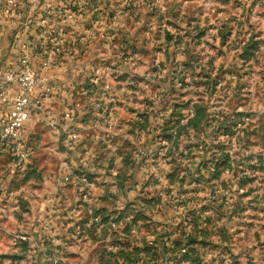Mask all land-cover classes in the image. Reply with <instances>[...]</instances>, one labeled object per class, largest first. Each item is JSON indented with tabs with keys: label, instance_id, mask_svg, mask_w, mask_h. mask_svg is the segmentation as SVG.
I'll return each mask as SVG.
<instances>
[{
	"label": "rangeland",
	"instance_id": "374dc122",
	"mask_svg": "<svg viewBox=\"0 0 264 264\" xmlns=\"http://www.w3.org/2000/svg\"><path fill=\"white\" fill-rule=\"evenodd\" d=\"M88 14L100 36L81 35L76 56L111 69L115 98L86 86L85 133L108 138L63 167L48 130L35 147L31 133L26 183L90 206L74 229L92 264H264V0H107ZM23 201L27 225L40 203Z\"/></svg>",
	"mask_w": 264,
	"mask_h": 264
},
{
	"label": "built area",
	"instance_id": "2783aa9c",
	"mask_svg": "<svg viewBox=\"0 0 264 264\" xmlns=\"http://www.w3.org/2000/svg\"><path fill=\"white\" fill-rule=\"evenodd\" d=\"M87 1L59 0L54 6H45L43 0H0V36L9 32L10 48L15 51L0 78V107H9L0 117V152L9 157L17 172H23L32 157L28 126L45 112L53 116L47 110L53 100L67 110L68 143L74 144L79 138L74 125L86 111L85 106L79 102L68 105L66 101L73 96L57 83L56 77L63 60L78 62L75 45L85 38L81 35L100 36L95 24H91L90 31L83 30L88 8H94ZM78 65L82 67L80 74L90 75L85 76L90 86L112 76L111 69L100 70L93 64ZM13 89L16 95L10 97ZM99 95L108 100L115 98L109 84H105ZM58 122L59 117L49 118V127L55 130ZM61 180L67 184L71 175L66 174Z\"/></svg>",
	"mask_w": 264,
	"mask_h": 264
},
{
	"label": "crops",
	"instance_id": "0c3cea01",
	"mask_svg": "<svg viewBox=\"0 0 264 264\" xmlns=\"http://www.w3.org/2000/svg\"><path fill=\"white\" fill-rule=\"evenodd\" d=\"M58 2L59 0H43V5L54 6ZM88 2L94 5V8H88V12H92L91 15H95L94 17L102 13L104 5L107 4V0H88L87 3ZM88 16V19L92 18V16ZM10 40L11 35L9 32H4L0 36V78L8 66L6 63L15 55V51L10 48ZM84 63H81L79 60L75 63L66 59L63 60L62 64H60V70L57 71V83L61 85L64 90L67 88V91L69 93L71 92L70 94L73 96L72 99L66 101L68 105H71L73 102H79L81 106H84L83 103L86 98L85 89L89 84L85 76L80 74L82 67L78 65H84ZM118 66L120 65L116 64V68L119 70L120 68ZM112 67L115 68V65ZM99 84H113V80L104 78L100 80ZM15 95V89L9 92L10 97H14ZM77 99L79 100L76 101ZM8 109L9 107H0V117L8 111ZM47 110L50 115L52 114L53 116H49L48 112H45L38 119L32 120L28 126V133L29 136H32L31 133L36 134L33 143V147H35L36 140L39 137L38 131L45 127L53 139L49 148L51 150H61L57 154L59 155L60 164L61 166L63 164V167L67 164L66 161H68L70 165H78L82 160L80 154L81 149L88 147L90 144L99 142V138L103 142L106 141L105 138H108L107 130L99 125H97V129L92 130L90 134L85 133L88 130L86 126V124H88L87 121L89 122L85 111L79 115L80 119L75 120L74 128L78 131L79 139L74 144H69L66 137V127L69 126L68 123L70 121L65 117L67 110L64 105L57 100H53L48 104ZM112 110H115L114 106ZM53 117H59V122L55 130H52L48 124L49 118ZM92 134H95V137ZM95 140L97 141L95 142ZM4 158H6L5 154L0 152V260L4 262L12 260L16 263L18 261H21V263L29 262V264H36L38 258H43L46 262H50L51 264H92L93 261H98V254L87 247L88 241L86 236L81 235L82 232L79 235L76 234L74 229L77 228L78 225L80 229H85L87 222L79 223L78 220L81 219L79 214L89 212L90 206L81 204V198H79L78 201L74 200V195L76 196L74 190L71 192L68 191V194L63 192V194L60 195H57V193H61L57 190L50 195L47 193V195L44 194L41 189L32 188L30 184L26 183L25 178V173L29 164L23 172H17L13 169L10 159ZM62 172L60 177L67 174L66 169L62 168ZM34 180H39L37 175ZM29 185L31 187H29ZM58 196H60V198H56ZM81 196L82 194L80 197ZM32 198L35 199V203H40L39 206L33 208V211L38 212V214L34 216L35 212H33V214L28 217L30 221L29 224L25 225V222L19 219L20 215L25 212L23 200H32ZM54 201H58L60 206V212H58L57 216L52 215V209L55 207L52 206ZM82 217H85V215H82ZM26 226H28L26 231L22 232V228ZM51 230H54V232L52 233ZM104 241L107 243L109 239H103V242Z\"/></svg>",
	"mask_w": 264,
	"mask_h": 264
}]
</instances>
